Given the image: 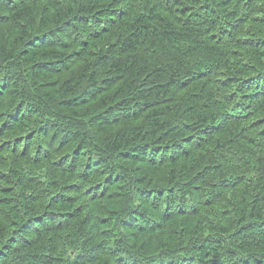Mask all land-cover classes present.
<instances>
[{
	"label": "trees",
	"instance_id": "16d2710c",
	"mask_svg": "<svg viewBox=\"0 0 264 264\" xmlns=\"http://www.w3.org/2000/svg\"><path fill=\"white\" fill-rule=\"evenodd\" d=\"M0 264H264V0H0Z\"/></svg>",
	"mask_w": 264,
	"mask_h": 264
}]
</instances>
